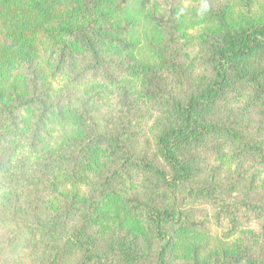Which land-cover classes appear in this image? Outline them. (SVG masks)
<instances>
[{"label":"trees","instance_id":"16d2710c","mask_svg":"<svg viewBox=\"0 0 264 264\" xmlns=\"http://www.w3.org/2000/svg\"><path fill=\"white\" fill-rule=\"evenodd\" d=\"M111 5L81 0L53 28L0 32L2 66L19 67L8 50H25L76 78L114 79L107 56L139 41L154 53L119 67L140 84L118 88L109 112L92 89L49 102L35 80L0 108V264H264V0L151 5L152 38L139 11L106 26ZM187 24L204 26L194 45ZM23 111L36 117L31 154L13 160ZM53 118L51 146L42 128ZM209 221L236 240L208 257L194 240L211 235Z\"/></svg>","mask_w":264,"mask_h":264},{"label":"rangeland","instance_id":"374dc122","mask_svg":"<svg viewBox=\"0 0 264 264\" xmlns=\"http://www.w3.org/2000/svg\"><path fill=\"white\" fill-rule=\"evenodd\" d=\"M113 2L111 8L117 9L114 13L108 16L105 21L106 26L124 25L128 19L133 17L131 14L136 11L140 12L139 22L143 25L142 28V38L149 34L148 37H153L152 31L145 24L144 14L150 8L151 5L156 8L157 13H165L168 9L167 6L175 4L178 9H190L198 3V0H108ZM201 1V0H200ZM239 2L240 0H234ZM6 4L8 5H5ZM81 3V0H0V5L3 7L0 9V32L7 31H20V30H31L34 27L43 25L46 28H53L56 25V21L63 18V9L66 6L76 7ZM130 12L128 15L120 14L119 10ZM155 11V10H154ZM69 15V13L67 14ZM123 17V18H122ZM120 19L117 23L116 19ZM204 26L187 24L186 31L187 37L186 41H190L192 45L197 42V37L203 30ZM137 39H141V34H136ZM144 40V39H143ZM1 51V50H0ZM7 52V51H6ZM10 56L16 55L17 58L14 60L19 61V67H13L11 63L6 68L0 63V79L3 81L0 85V108L4 106H14L19 101V99H24L29 97L32 91V80L37 81L35 92L38 96L46 98L49 102H54L56 100H66L74 97H81L87 91L92 89L100 94V104L105 109H112L115 107L118 101V88H122L125 85L138 87L140 80L138 77L130 74L129 69H121L124 62L127 60L146 62L153 60V52L151 48L147 46L145 41L138 44V49H131L127 53L117 54L111 53L107 57L113 64V68H118L114 71V79H107L102 73L100 75L88 74L84 77L76 78L74 75L67 74L65 72L56 71L54 68V62H49L43 59L40 55L35 53H29L25 50H13L9 51ZM28 64L32 65L31 68H36L38 75L34 76L33 73L29 71L31 68H27V73L23 71V68ZM112 70V69H111ZM100 76V77H99ZM242 104V103H241ZM109 112V110H108ZM21 116L18 117V121L21 123L19 125L20 135L16 136L14 139L9 140L8 148H13L11 150V158L15 160L16 158L22 157L24 155H30L28 135H30L31 128L35 122V113L29 111H23ZM5 126V125H4ZM150 127L146 126V130ZM145 128V126H144ZM44 132L49 134L47 137V144L51 146L54 144L56 138L58 137L60 126L58 124V119L53 118L46 123ZM11 131L10 127H3L1 132L7 133ZM14 132V130L12 129ZM31 132V133H30ZM18 138V139H17ZM12 141V142H11ZM234 166L227 164L224 171H232ZM261 180H264V173L261 174ZM86 190L82 189V193ZM3 194V190L0 189V195ZM50 202L55 204V196L51 197ZM212 228L211 235L201 236L194 240L195 246H202L204 249L203 254L208 257L211 253L219 250L221 246L231 244L234 239L227 240L225 236V231H217L212 227L210 221L207 224ZM233 242V243H234Z\"/></svg>","mask_w":264,"mask_h":264}]
</instances>
